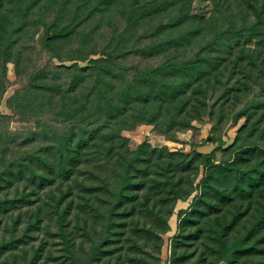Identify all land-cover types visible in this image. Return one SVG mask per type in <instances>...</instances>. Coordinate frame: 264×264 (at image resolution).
Instances as JSON below:
<instances>
[{"label": "trees", "instance_id": "1", "mask_svg": "<svg viewBox=\"0 0 264 264\" xmlns=\"http://www.w3.org/2000/svg\"><path fill=\"white\" fill-rule=\"evenodd\" d=\"M192 1L0 0V103L13 61L8 105L23 124L14 129L0 113V211L43 207L42 191L52 189L46 205L58 214L64 256L42 260L41 239L23 259L11 255L15 264H162L177 203L199 188L178 211L171 264H239L264 243L251 240L255 229L231 240L234 222L185 231V220L208 222L238 188L251 194L264 178V0H212L208 18L191 15ZM242 118L245 133L225 146ZM194 122L207 125L210 153L197 141L190 153L131 149L123 133L155 124L177 140ZM26 216L24 233L0 246L37 238L41 215ZM190 238L201 239L194 258L178 250Z\"/></svg>", "mask_w": 264, "mask_h": 264}, {"label": "rangeland", "instance_id": "2", "mask_svg": "<svg viewBox=\"0 0 264 264\" xmlns=\"http://www.w3.org/2000/svg\"><path fill=\"white\" fill-rule=\"evenodd\" d=\"M215 10V4H213L212 0H193L191 4V15L196 18H208L212 12ZM96 23V22H95ZM94 27V25H92ZM7 72L9 78L13 81L12 85L6 91L2 102L0 103V113L7 114L11 116L10 119V127L14 129H20L23 125L19 119L13 114L11 108L8 105V99L15 93L18 84H15L14 81L17 79L16 74V65L13 61H9L7 64ZM197 127V130H185L184 132H180L178 135L177 140L168 139L166 136L161 135L159 133L158 126L155 124H142L138 126L134 130H124V135L129 140V146L131 149H137L139 145L143 143L149 144L151 147H161L166 145L172 151H183L185 153H190L192 151L191 142L197 141L199 144L197 145V151L201 153H207L208 151H212L216 144L212 142H203L205 139L209 137V130L207 125L200 124L198 122H194ZM246 124V120L242 118L239 123L233 127H230L226 134L224 135L225 139V146L229 145L234 141L237 134L239 132H244L241 130L243 126ZM256 134L259 133L258 130L255 131ZM245 133V132H244ZM264 148V147H263ZM220 153V152H219ZM258 157H255L252 163L257 160ZM242 176V173H240ZM87 176V175H81ZM204 176L203 170H201L199 178L196 180L195 185L200 181V179ZM263 183H261L260 187L253 188L251 194L245 195L243 192L239 191V188L235 191L233 198L230 201L223 202L225 204L223 209L219 211L218 214H212L210 216V220L207 222L205 219L202 221L188 219L185 220V231L190 235L197 229L203 225L206 230H211L214 226L218 228L221 226L218 224L219 222H234L233 228L229 232V238L231 240L236 239L238 236L245 235V233L249 229H255V234L251 237V240H257L259 237L264 236V178H262ZM57 189V188H56ZM29 190V189H28ZM52 189H47L42 191V196L44 197L43 203L44 206L40 203V201H33L30 204L23 206L22 208H14L9 211L2 210L0 211V243L3 240H7L11 238L14 233L21 235L24 233V226L26 223L23 224V221L28 218L27 214L31 213H39L41 220L39 221L40 224L38 227L35 228L34 235L37 236L36 239H33V235L30 236L28 239L27 244H20L16 248L12 247H2L0 246V264H15L13 262V257L11 255L17 254L22 257L21 254L27 251L30 252L32 249L31 244H38L41 241H47L46 248L43 250V254L41 259L44 260L46 256L49 258V263L53 261L60 262L59 257L63 254V244H59L61 239L58 226V214L52 211L49 205H46V197L51 194ZM29 193L32 194L31 190ZM58 190H56V194H58ZM201 194V189L195 190L194 193L187 199V200H179L175 209V213L170 218V225L171 229L167 233L163 234V239L165 241L163 246V253H162V264H171V256H172V246L171 243L174 241V238L180 232L179 223L180 218L178 217V211L180 209H187L191 207V205L195 202L197 197ZM36 194L32 195V198L36 199ZM39 206V207H38ZM40 208V209H39ZM73 213V212H72ZM71 214V213H70ZM20 215L22 218L20 220V224H16V221H13V218ZM73 215V214H71ZM215 215L217 217L215 218ZM9 221L10 225L5 226V222ZM14 224L18 225L14 228ZM184 227V226H183ZM15 234V236H16ZM33 239V240H32ZM264 245V243H262ZM261 241L258 242L259 248H255L253 251L249 253L247 256L241 259L239 264H253V262L258 261L259 257L264 256V252H261V247H263ZM52 249L46 250L47 248ZM202 247L201 239L190 238L188 242L179 246L178 250L180 254L189 255L192 252H195L194 256L200 252ZM216 255V254H215ZM9 256V257H8ZM191 258V259H192ZM213 260H217V258H213ZM183 261V260H182ZM217 262V261H216ZM184 264H189L188 258H186V262ZM211 264V260L209 258L208 263ZM213 264H226L224 261H220L219 263Z\"/></svg>", "mask_w": 264, "mask_h": 264}, {"label": "water", "instance_id": "3", "mask_svg": "<svg viewBox=\"0 0 264 264\" xmlns=\"http://www.w3.org/2000/svg\"><path fill=\"white\" fill-rule=\"evenodd\" d=\"M211 152V150L210 151H208L207 153H210Z\"/></svg>", "mask_w": 264, "mask_h": 264}]
</instances>
